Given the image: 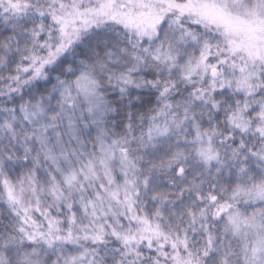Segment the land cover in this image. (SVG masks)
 Instances as JSON below:
<instances>
[{
    "label": "snow or ice",
    "instance_id": "obj_1",
    "mask_svg": "<svg viewBox=\"0 0 264 264\" xmlns=\"http://www.w3.org/2000/svg\"><path fill=\"white\" fill-rule=\"evenodd\" d=\"M0 264H264V0H0Z\"/></svg>",
    "mask_w": 264,
    "mask_h": 264
}]
</instances>
